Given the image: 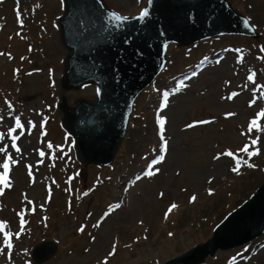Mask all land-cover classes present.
I'll return each instance as SVG.
<instances>
[{
    "label": "rangeland",
    "instance_id": "1",
    "mask_svg": "<svg viewBox=\"0 0 264 264\" xmlns=\"http://www.w3.org/2000/svg\"><path fill=\"white\" fill-rule=\"evenodd\" d=\"M103 1L128 17L137 16L147 2ZM228 1L256 26L259 39L223 36L190 47L170 45L163 74L139 97L124 142L108 168L81 164L75 157L73 138L62 125L65 108L74 107L79 99H95L96 87L67 90L62 85L68 51L61 39L59 19L64 9L61 10L60 0H19L23 28L16 21L17 0L0 4V52L13 57L9 60L7 55L0 56V115L6 118L0 131L6 132L13 123L8 118L5 98L12 102L17 115L23 114L25 124V133L17 141L25 159L10 174L13 189L5 190V196L0 197V220L8 223L7 230L19 232V239L13 237L12 264H36L32 251L45 241L56 243L58 251L44 264H99L113 243L117 245L116 254L109 258V264H164L204 243L228 213L264 184V171L242 167L241 175L236 176L230 171L234 163L230 157L213 160L216 154L237 152L247 143L240 132L247 128L256 110L255 106H247L252 98L251 85L249 91H242L231 102L220 97L241 91L239 86L245 83L249 68L257 72V82L264 84V63L255 59L261 55L259 45L264 44V0ZM37 4L39 8H35ZM240 56L243 64L237 63ZM222 57L217 65L215 61ZM15 69L20 70L18 75H14ZM194 71L197 76L184 79ZM225 80L231 82L230 86L224 85ZM53 81L54 88L50 86ZM181 81L188 87L173 95ZM163 92L170 95L167 109L161 112ZM226 112L237 115L225 119ZM158 114L167 118L164 135L168 154L165 162L157 166L160 173L156 177L136 181L158 153ZM202 119H213L215 123L182 131L187 123ZM29 120L35 128H28ZM49 142L54 146L52 150L47 149ZM56 146L62 147L64 153ZM259 147L264 152V136ZM40 150L46 152L42 163ZM49 152L57 158L53 159ZM249 162L264 169V155ZM24 164L33 165L34 183ZM48 188L51 200L45 203ZM185 188L187 191H182ZM208 189L214 195L209 196ZM85 191L89 192L87 197L76 198ZM160 192L164 193L162 199ZM22 193L36 205L34 213L31 205L22 203ZM193 194L197 200L189 203ZM173 202L179 209L165 220L164 213ZM115 203H121L122 208L94 229L92 225ZM41 204L46 210H41ZM21 210L25 221L22 230L16 215ZM88 213L92 215L89 217ZM82 224L85 231L79 234L77 229ZM89 234L96 237L94 243ZM137 239L139 242L135 243ZM125 244L131 247L126 248ZM233 257L235 264H264V236L234 250L218 251L203 264H232ZM0 264H6L4 256H0Z\"/></svg>",
    "mask_w": 264,
    "mask_h": 264
},
{
    "label": "water",
    "instance_id": "2",
    "mask_svg": "<svg viewBox=\"0 0 264 264\" xmlns=\"http://www.w3.org/2000/svg\"><path fill=\"white\" fill-rule=\"evenodd\" d=\"M107 16L101 0H82ZM61 19L62 37L71 51L64 86L78 89L95 83L101 88L96 101L80 100L65 111L64 126L76 141L77 157L85 164L109 166L127 130L135 99L163 69L169 43L189 45L203 39L238 34L257 37L245 26L226 0H152L144 22L129 19L123 27L102 32L82 31L73 20L72 0ZM99 12L96 15L99 16ZM79 19V17H77ZM264 233V185L218 227L212 239L190 254L167 264H200L218 250L244 245ZM52 243L38 246L34 259L42 263L56 252Z\"/></svg>",
    "mask_w": 264,
    "mask_h": 264
},
{
    "label": "snow or ice",
    "instance_id": "3",
    "mask_svg": "<svg viewBox=\"0 0 264 264\" xmlns=\"http://www.w3.org/2000/svg\"><path fill=\"white\" fill-rule=\"evenodd\" d=\"M68 0H60V6L61 10L64 9L66 3ZM140 0H137V3H139ZM4 3V0H0V4ZM82 0H72V7H73V14L72 18L76 21V25L79 29L82 31H87L88 28H99L102 32H109L110 27L112 28H119L123 27L124 23L129 20V17L126 15H122L120 13H117L115 11H109L107 13V16H104L103 12H99V9H96L95 11L90 10L87 5H85L83 8H81ZM93 3H95V0H93ZM148 3L151 4L152 0H148ZM40 5H35V8H39ZM35 10V9H34ZM33 10V11H34ZM96 12H99V16L96 15ZM15 15H16V21L20 28L24 27V21L22 19L23 13L19 10V0H17V8L15 9ZM150 13L147 7L141 9L139 11V14L134 17L139 22H144L148 17ZM79 17V19H77ZM245 26L249 28V30L253 33L257 31V28L255 25H251V21L245 20ZM53 27H57V25L53 24ZM17 36H20L21 39H24L23 36L19 32L16 33ZM9 40L12 39L11 36L8 37ZM259 52L261 55H258L255 57L258 61H261L264 63V44H260L258 47ZM29 51H31V48H29ZM239 51V50H236ZM7 55L9 60H12L13 57L11 53H4L0 52V56ZM23 60L24 58L21 57ZM223 59H217L215 63L219 65L221 63V60ZM201 64H204V61L200 62ZM237 63L243 64L244 58L243 56L238 57ZM197 67H200L199 65ZM19 69L14 70V75L19 74ZM248 74L246 76V81L244 84L240 85L241 91H232L226 96L220 97L221 100H227L229 102L233 101L236 97L241 95L242 91H249V86L251 85V95L252 98L248 101V108H253L255 106L256 110L254 111V114L252 118L248 121L247 128L245 130H242L240 132L241 136H244L247 138V143L243 144L241 148L238 149L237 152H233L232 150H227L222 153H218L215 156H213V160L219 161L222 156L230 157L231 160L234 162L232 167L230 168V171L234 173L236 176L241 175V168L246 167L247 169H253V170H259L264 171V169H257V165L249 162L252 160L253 157H259L261 155H264V152H262L261 148L259 147L261 137L264 136V84L257 82V72L249 68ZM31 74V73H30ZM197 72H193L190 76H186L185 80H191L193 77L197 76ZM50 76H51V70H50ZM224 85L230 86L231 82L225 80ZM51 87H55L54 81L50 85ZM84 87H88L87 84L84 85ZM188 87V85L181 81L175 88V92L172 94L175 95L176 93L180 92L183 88ZM158 91V90H157ZM101 88L97 87L95 90V94L97 97L101 96ZM203 95V93H201ZM169 92H163L161 94L162 100L160 105V111H164L168 107L169 102ZM4 104L7 106L8 112H9V119L13 121V123L7 128V131H0V197H4L6 194L5 190L11 191L14 187V182L10 178V174L13 171V169L21 164L23 160L25 159L22 150L19 146H17V141L21 139V137L25 133V124L22 122V113L17 115L15 112L14 105L11 101H9L7 98L4 99ZM237 115L236 112H226L225 113V119L235 117ZM5 116L0 115V124H3L5 121ZM158 126H159V140L160 145L158 149V153L154 156V158L148 163L147 167L144 169L143 174L141 176L136 177V181H140L142 179H148L151 180L154 177H156L160 173V168L157 167L158 165H161L165 162L166 156L168 154V139L165 137L164 133L166 131V124H167V118L165 116L157 115L156 120ZM215 120L213 119H202L198 121H193L191 123H187L182 131H188L189 129H194L202 125H210L214 124ZM28 128H35L36 125L31 121H27ZM31 134V133H29ZM57 150L63 154L64 149L62 147L56 146ZM54 148L52 143L47 144V149L52 150ZM11 149V151H10ZM155 151V150H154ZM53 159L57 158L55 156V153L49 152L48 153ZM46 152L43 150L39 151V156L41 157V163L43 162V158L45 157ZM144 159H147L145 157ZM24 167L28 169V176L32 178V183H34V174L32 172L33 165L30 164H24ZM180 173L177 172L176 175H179ZM78 175V174H77ZM71 179V178H70ZM70 183V180L68 181ZM55 183V181H53ZM208 183L211 184L212 180L209 179ZM58 187V185H57ZM70 191V189L68 190ZM182 191H187V189H182ZM48 199L45 201V203L49 202L51 200V188H48ZM207 194L209 196L214 195V192L212 189L207 190ZM22 203L25 205H31V212H35L36 205L34 202L30 199H28L26 193H22ZM89 195L88 191L83 192L80 196H77V199H81L82 197H87ZM159 198L164 197V193L160 192L158 194ZM197 200L196 195H191L189 197V203H195ZM40 208L42 211L46 210L44 208V205L41 204ZM122 208L121 203H115L108 206V210L103 213L101 218L97 220L96 223L92 225L94 229H99L101 225L103 224L104 220L110 216L112 213L116 212L117 210ZM179 205L177 203H171L167 211L164 213V219H168V215L173 212V210H178ZM2 210V209H0ZM16 215L20 218V228L23 229L24 226V213L23 210L16 212ZM92 213H88V216L90 217ZM44 220H47V217L43 218ZM141 225H143L144 221L139 222ZM47 225L45 224V227ZM85 225H81L77 232L79 234H83L85 231ZM9 229V225L6 221L0 220V256H4L6 260V264H12V256H13V237L15 236L16 239H19V232L13 233ZM147 231V229L145 230ZM173 233L169 232L168 236L172 237ZM91 241L94 243L96 240L95 236H91L89 234ZM144 239L147 240V235L144 236ZM135 243H138L139 240L137 239L134 241ZM116 243H113L111 251L108 252L107 256H105L102 260L99 261V264H109V258L114 257L116 254ZM125 247H131L129 244H125ZM85 251H90L89 249H85ZM247 251V250H245ZM27 255V253H25ZM243 255V254H238ZM232 264H235V257H233Z\"/></svg>",
    "mask_w": 264,
    "mask_h": 264
}]
</instances>
